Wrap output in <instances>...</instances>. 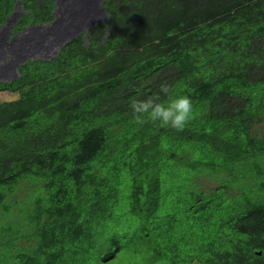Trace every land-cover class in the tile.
<instances>
[{"label": "trees", "instance_id": "16d2710c", "mask_svg": "<svg viewBox=\"0 0 264 264\" xmlns=\"http://www.w3.org/2000/svg\"><path fill=\"white\" fill-rule=\"evenodd\" d=\"M20 1L13 32L54 17ZM103 5L0 80V264H264V0ZM162 82L192 101L182 131L133 119Z\"/></svg>", "mask_w": 264, "mask_h": 264}, {"label": "bare ground", "instance_id": "6f19581e", "mask_svg": "<svg viewBox=\"0 0 264 264\" xmlns=\"http://www.w3.org/2000/svg\"><path fill=\"white\" fill-rule=\"evenodd\" d=\"M102 2L103 0H54V17L51 20L30 22L13 32L14 21L21 12L20 0H17L6 21L0 24V80L9 81L17 77L18 66L29 58L46 59L57 54L66 41L83 31L86 39L92 27L107 18Z\"/></svg>", "mask_w": 264, "mask_h": 264}, {"label": "clouds", "instance_id": "9594fccd", "mask_svg": "<svg viewBox=\"0 0 264 264\" xmlns=\"http://www.w3.org/2000/svg\"><path fill=\"white\" fill-rule=\"evenodd\" d=\"M102 6L104 7L103 2ZM107 18L102 23H105ZM81 33L85 34V31ZM1 61L2 59H0V62ZM160 93L167 96L168 99H163ZM129 107L132 111L133 119L137 124L143 125L145 123H151L159 127H171L177 131H182L184 129L187 123L190 122L193 114V105L191 99L187 96H172L171 86L166 82H162L159 85V93L148 95L143 99L138 97L132 98L130 100Z\"/></svg>", "mask_w": 264, "mask_h": 264}, {"label": "rangeland", "instance_id": "374dc122", "mask_svg": "<svg viewBox=\"0 0 264 264\" xmlns=\"http://www.w3.org/2000/svg\"><path fill=\"white\" fill-rule=\"evenodd\" d=\"M20 11H22V10H20ZM19 15H20V14H19ZM18 17H19V16H18ZM18 17L16 18V20H15L14 22L17 21ZM2 77H5V75H2ZM15 97H16V94H15V93L8 92V91H6V90L0 91V99H1V100H7V99L15 98ZM203 182H205V184H207V185H209V186H215V184H216L215 181H213V180H208V179H206V180L203 181ZM20 192H21V191H20ZM22 194H24V191L21 192V193H19V195H22ZM143 257H144V259H143ZM134 260H135V262H136V261H140L141 264H153V263H151V262L148 260L147 257L144 256V253H139V256H138L136 259H134Z\"/></svg>", "mask_w": 264, "mask_h": 264}]
</instances>
